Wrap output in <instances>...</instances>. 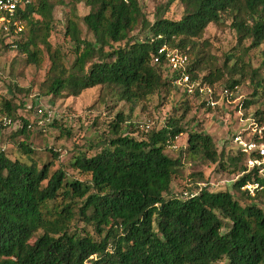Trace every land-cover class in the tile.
I'll return each instance as SVG.
<instances>
[{"label":"trees","instance_id":"trees-1","mask_svg":"<svg viewBox=\"0 0 264 264\" xmlns=\"http://www.w3.org/2000/svg\"><path fill=\"white\" fill-rule=\"evenodd\" d=\"M65 2L89 9L81 20L74 16L67 21L63 37L73 45L70 66L51 42L57 30L54 9ZM173 2L183 6L182 18L151 24L138 0H30L18 14L24 31L10 41L0 33V48L36 68L47 55L41 89L49 97H78L99 88L103 96L135 104L158 91H175L186 99L183 107L192 102L199 110L213 111L203 97L181 94L163 58L158 64L154 58L163 45L177 49L187 56L192 78L220 86L226 75L204 65L195 41L209 25L228 21L240 47L238 56H230L236 61L228 73L241 80L227 81L224 87L238 88L248 78L252 92L242 99L245 111L264 99V49L258 68L244 61L249 51L264 45V0L168 1ZM79 22L92 42L81 37ZM138 25L144 36L129 37ZM245 42L248 47H241ZM22 107L0 98V119L21 121L20 134L25 135L31 125L17 115ZM184 108L179 118L169 117L140 139L120 135L127 120L118 113L109 124L112 138L105 149L92 157L80 153L70 164L85 181L68 180L64 166H39L26 144L19 145L25 161L0 152V264H264L262 209L252 202L241 206L229 192L200 189L187 196L169 195L182 164L165 149L186 134L182 121L189 109ZM252 117L263 122L264 110ZM184 153L224 165L223 153L200 132L188 134ZM227 161L230 173L238 176L233 189L243 191L249 201L264 199V178L255 171L245 173V158L236 150ZM247 184L258 185L254 196L243 190Z\"/></svg>","mask_w":264,"mask_h":264},{"label":"rangeland","instance_id":"rangeland-1","mask_svg":"<svg viewBox=\"0 0 264 264\" xmlns=\"http://www.w3.org/2000/svg\"><path fill=\"white\" fill-rule=\"evenodd\" d=\"M168 1L138 0L144 16L151 24L161 19L179 21L182 18L183 6L179 2L169 4ZM88 11L83 3L69 2L54 9L57 30L53 32L51 42L53 48H59L64 53L68 66L73 61V45L63 37L67 21L74 16L75 20H81ZM31 19L39 20L33 15ZM229 26L228 21H223L220 25L211 24L203 36L195 41L196 53L199 52V56L204 59V65L226 75L219 82L220 86H215L216 88H223L227 81L241 80L238 75L228 73L236 61L230 56L240 54L236 33ZM79 30L83 39L93 41L92 35L85 30L81 22ZM144 34L142 26L138 25L129 37L142 38ZM248 45V42H245L241 47L247 48ZM263 49L264 45L257 50L249 51L248 59L245 58L244 61L252 68H258L260 52ZM42 60L41 66L36 68L28 65L23 57L0 48V98L24 106L17 115L31 125V129L25 135L20 134L23 126L21 121H15L11 126L0 129V152L4 151L9 159L25 161L19 145L26 144L32 150L33 160L39 166L50 164L51 170L64 166L68 180L78 178L85 181L87 178L79 176L70 164L80 153L92 157L105 149L106 140L112 138L109 134V124L118 113L123 114L127 120L121 126L120 135L140 139L152 129L160 128L169 117L179 118L185 110L184 107H188L189 111L182 121L186 134L179 136L172 148L165 149V154L169 158L180 159L182 164L177 177L171 183L169 195L180 197L200 189L229 192L241 206L252 202L264 212V199L249 201L243 191L237 192L232 187L238 176L230 173L231 168L227 161L229 157L236 155V148L231 139L234 134L241 133L249 127V123L238 121L235 110L226 109V105L221 104L213 111H204L196 108L192 102L183 107L186 99L175 91L169 94L158 91L135 104H128L110 95L103 96L99 88L86 90L78 97H68L67 94L59 98L49 97L41 89L49 68L45 53ZM237 66H241V62H238ZM251 92L248 78H245L237 88L234 99L249 98ZM29 106L31 109H28ZM263 110L264 99H261L259 103L244 111V119L253 116L256 111ZM193 132H200L212 138L218 154L223 153L222 167L218 163L212 164L201 158L191 159L184 153L188 134Z\"/></svg>","mask_w":264,"mask_h":264},{"label":"built area","instance_id":"built-area-1","mask_svg":"<svg viewBox=\"0 0 264 264\" xmlns=\"http://www.w3.org/2000/svg\"><path fill=\"white\" fill-rule=\"evenodd\" d=\"M29 5L30 0H0V33L9 38L8 41L18 37L24 31V25L18 19V14ZM160 58H163L165 62L167 74L173 78V86L181 94H187L188 96L197 94L203 97L205 105L210 108L218 107L221 104L226 105V109L235 110V116L240 123H249L248 129L234 134L231 142L245 158V173L255 171L258 176L264 178V121L258 122L252 116L244 119L245 110L242 106V100L241 98L234 99L237 88L211 87L202 83L200 78H192L188 72L187 56L167 45H163L158 49L154 63L158 64ZM28 109H31V106ZM38 113L41 114V111L38 110ZM11 124V120L0 119V127H8ZM257 188V184H247L243 187V190L252 195Z\"/></svg>","mask_w":264,"mask_h":264}]
</instances>
